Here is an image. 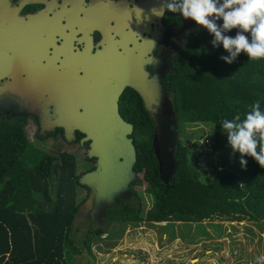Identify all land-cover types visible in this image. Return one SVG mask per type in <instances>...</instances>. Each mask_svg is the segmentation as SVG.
I'll use <instances>...</instances> for the list:
<instances>
[{
    "label": "trees",
    "instance_id": "16d2710c",
    "mask_svg": "<svg viewBox=\"0 0 264 264\" xmlns=\"http://www.w3.org/2000/svg\"><path fill=\"white\" fill-rule=\"evenodd\" d=\"M236 31L225 35L234 37ZM212 39L207 30L192 37L175 56L173 72L163 83L178 127H212L210 141L204 143H211L212 181L203 183L202 173L190 162L191 136L184 137L186 142L178 139L173 177L160 178L151 146L153 127L135 93V114L128 122L134 127L130 137L136 151L133 170L142 179L132 183L131 189L137 199L135 187L145 186L152 203L145 213L138 202L118 199L105 213L108 227L215 219L264 222V168L245 156L247 164L242 169L240 154L233 152L219 124L236 115L243 117L257 100L264 109V60L248 61L241 53L226 64L220 57L228 53L222 45L213 48ZM79 175L71 153L43 152L30 142L23 127L0 125V264H72L83 249L90 251L93 239L108 233L103 225H96L83 228L81 237L73 236L74 218L85 199L77 200ZM52 186H57L56 191L52 192Z\"/></svg>",
    "mask_w": 264,
    "mask_h": 264
},
{
    "label": "flooded vegetation",
    "instance_id": "af4514ba",
    "mask_svg": "<svg viewBox=\"0 0 264 264\" xmlns=\"http://www.w3.org/2000/svg\"><path fill=\"white\" fill-rule=\"evenodd\" d=\"M166 2L0 0V125L23 127L26 135L33 138L30 140L33 144L60 141L69 151L70 148L82 150L85 153L83 160H86L88 143L80 145L84 136L76 129L65 130L58 126V120L73 117L65 114V109L72 106L74 116L83 114V105L77 99L82 98L86 91L88 61H97V54L103 50L107 38L115 46L113 60L116 67L113 68L116 73L121 71L115 76L114 85L119 84L121 74L127 72L129 66L122 63L128 62L132 54L131 58L137 57L144 62L150 81L162 86L163 99L168 100L170 113L176 119V146L178 119L163 83L173 72L175 56L192 37L206 29L191 19H184L179 13L166 12L163 17L152 14L153 8H159ZM133 8L142 10L140 17L139 14L136 16ZM217 24L222 25V20ZM135 93L138 95L125 86L118 101L119 114L125 123L132 126V134L134 127L128 121L135 114L132 102ZM166 109L162 105L154 107L161 119L165 118ZM166 127L163 126L165 130ZM174 129L172 126L168 130L172 133ZM68 131H72L74 136L71 142L64 138ZM154 131L153 128L152 140ZM164 138L168 139L167 134ZM169 153L172 155L170 150L165 152ZM86 165L88 167L81 175L93 170L95 162L88 159ZM79 189L85 190L86 199L87 189L82 186ZM133 197L132 192L121 200L129 201ZM104 219L90 216L84 224L76 226L106 225Z\"/></svg>",
    "mask_w": 264,
    "mask_h": 264
},
{
    "label": "water",
    "instance_id": "95a60500",
    "mask_svg": "<svg viewBox=\"0 0 264 264\" xmlns=\"http://www.w3.org/2000/svg\"><path fill=\"white\" fill-rule=\"evenodd\" d=\"M105 41L103 50L97 54V61H88L86 91L82 98L77 99L83 105V114L74 116L71 113L72 106L65 109V114L73 117H60L61 120H58V126L65 130L76 129L84 136L80 145L88 143L86 158L95 162L93 170L77 178L78 184L87 189L88 195L78 207L74 218L75 226L84 224L90 216L104 218L106 211L116 205L117 199H124L132 194L130 184L137 182V174L133 170L136 151L130 138L133 128L119 114L118 101L125 86L138 93L155 130L151 146L160 178L170 180L176 170L173 156L177 141L176 119L170 113L168 100L163 99L162 86L150 81L144 62L137 57L131 58L132 54L128 62L122 63L129 66L127 72L121 74V82L114 85L115 76L121 71L116 73L113 68L116 65L112 40L106 38ZM159 105L167 107L163 119L154 110ZM61 113L63 114V110ZM163 126H167L166 130ZM172 126L175 128L174 133L168 130ZM166 134L168 139L164 138ZM64 138L67 142L73 141L72 131H68ZM169 150L172 155L165 154Z\"/></svg>",
    "mask_w": 264,
    "mask_h": 264
},
{
    "label": "rangeland",
    "instance_id": "374dc122",
    "mask_svg": "<svg viewBox=\"0 0 264 264\" xmlns=\"http://www.w3.org/2000/svg\"><path fill=\"white\" fill-rule=\"evenodd\" d=\"M179 133V141L186 142L184 137H192L187 144L190 162L202 173L201 181L210 183L213 178L212 148L211 143L205 144L208 143L206 140L210 141L208 135L212 133V127L180 126ZM28 138L33 139L31 135ZM35 144L46 153H73L77 174L88 167V158L83 160L85 153L82 150L70 148L69 151L60 141ZM137 179H142V176L137 174ZM56 188L52 186V192ZM135 189L138 197L133 200L146 213L152 199L146 193L145 186H136ZM76 195L78 201L84 199L85 190L78 188ZM83 228L75 226L73 236L81 237ZM103 228L108 233L101 239H93L90 251L83 249L80 255L73 257L72 264H253L256 256L264 255V222L215 219L198 224L152 225L142 222L125 228L117 224L111 227L103 225Z\"/></svg>",
    "mask_w": 264,
    "mask_h": 264
},
{
    "label": "clouds",
    "instance_id": "9594fccd",
    "mask_svg": "<svg viewBox=\"0 0 264 264\" xmlns=\"http://www.w3.org/2000/svg\"><path fill=\"white\" fill-rule=\"evenodd\" d=\"M133 9L140 17L142 10ZM151 11L158 17L166 12L179 13L206 29L213 37V48L222 45L228 53L220 57L226 64H232L241 53L248 61L264 60V0H167ZM218 20H222V25L217 24ZM233 29L237 30L234 37L225 35ZM219 124L233 152L240 154L242 169L247 164L245 156L264 168V109L259 100L243 117L236 115ZM253 264H264V255L256 256Z\"/></svg>",
    "mask_w": 264,
    "mask_h": 264
}]
</instances>
